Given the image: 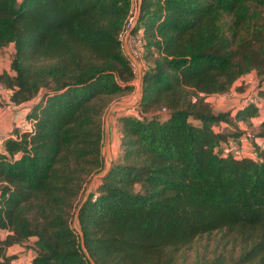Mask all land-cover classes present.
<instances>
[{
	"label": "trees",
	"instance_id": "trees-1",
	"mask_svg": "<svg viewBox=\"0 0 264 264\" xmlns=\"http://www.w3.org/2000/svg\"><path fill=\"white\" fill-rule=\"evenodd\" d=\"M132 7L0 0V56L13 45L0 83L13 103L32 101L30 126L0 139V264L25 244L27 264H264V109L207 101L252 71L264 100V0H142L131 32L145 40L142 94L117 116L119 152L73 226L107 166L106 111L135 89L121 36ZM253 117L258 131L243 136L238 122ZM229 140L253 155L223 153ZM212 234L227 257L181 259Z\"/></svg>",
	"mask_w": 264,
	"mask_h": 264
},
{
	"label": "rangeland",
	"instance_id": "rangeland-1",
	"mask_svg": "<svg viewBox=\"0 0 264 264\" xmlns=\"http://www.w3.org/2000/svg\"><path fill=\"white\" fill-rule=\"evenodd\" d=\"M137 0H133V7H134V12H135V3ZM137 16V15H136ZM127 36V34H126ZM123 44L128 45V41L126 37H123ZM13 51V45H9L7 47H4L1 51V56H0V71L9 69L10 66V61L12 58V52ZM139 60V59H138ZM135 65V69L137 71V77L134 79V85L135 89L133 92L126 94L122 97H117L113 100V102L110 104L108 107L106 114L104 116V128H105V119L107 116V113H109L108 116V121L110 125V130H109V138H110V148H111V153L113 156H117L119 152V144H120V132H119V126L117 123V116L122 113L128 112L130 109L133 107L135 108L137 106V102L139 101V97L136 98L135 93L140 85L139 78H138V73L139 69L143 68L144 62L142 60H139V62ZM246 82V83H245ZM244 90L240 94V103H242V99L250 95L251 92L254 90L252 85L254 83V77L250 76L245 78V80L242 81ZM237 94L234 91V96L235 97ZM239 96V95H238ZM233 97L230 98V100H225L222 103H219V106H215V111H230L235 113L237 110V105L238 103L234 104ZM232 99V100H231ZM122 101V102H119ZM123 102H130L129 104H125ZM240 105V104H239ZM240 107V106H239ZM24 117H20V119H23ZM261 119V118H260ZM258 119L257 121H260ZM259 123V122H257ZM253 124V123H252ZM247 125L245 122H238V126L241 125L240 129H244L246 126L249 127V130L252 132H255V127L253 125ZM257 125V124H255ZM106 131H105V142H106ZM105 155H106V150L104 147ZM107 160V159H106ZM73 226L78 228L77 221L73 222ZM28 244L25 245H15L10 247L9 253H14L17 255V258L14 260L13 264H27L30 259L33 257V250L30 248H27ZM231 244H225V240L219 235V234H212L208 236H204L202 238L196 239L191 247H188V249L185 252H180L181 259H185L186 262H193L196 260H205V259H214L216 255L223 254L224 257H227L229 255V252L231 251ZM179 256V257H180Z\"/></svg>",
	"mask_w": 264,
	"mask_h": 264
},
{
	"label": "built area",
	"instance_id": "built-area-1",
	"mask_svg": "<svg viewBox=\"0 0 264 264\" xmlns=\"http://www.w3.org/2000/svg\"><path fill=\"white\" fill-rule=\"evenodd\" d=\"M136 21V14L134 12V7H132L130 15L128 16V20L124 26V30L122 32V38L130 31L135 25ZM128 41V47L130 52L134 57L140 60V58L144 54L145 50V40L143 37L142 32H138L136 34H130L127 38ZM11 93L12 90L5 87L3 84L0 83V99H3L5 96L8 97V105L10 107H16L17 104L13 103L11 101ZM234 96V91H228L225 93H212L207 96V101H209L212 105L214 106H219V103H222L223 101L230 99L231 97ZM264 100L260 99L258 95V91L254 89L250 95L245 96L242 99V103L240 104V108L245 107V105L249 103H254L258 105L261 109H264L263 106ZM29 109H26L23 111V116H24V121H21L17 124L16 126H21V127H29L30 124L28 120L26 119V114ZM222 151L223 153H231L236 157H241L244 155H253V152L250 150L249 144L247 142H238L234 140H229L228 142L224 143L222 145Z\"/></svg>",
	"mask_w": 264,
	"mask_h": 264
},
{
	"label": "crops",
	"instance_id": "crops-1",
	"mask_svg": "<svg viewBox=\"0 0 264 264\" xmlns=\"http://www.w3.org/2000/svg\"><path fill=\"white\" fill-rule=\"evenodd\" d=\"M140 4H141V0H137L136 3H135V5H136L135 14L136 15L138 14V12L140 10L139 9L140 8ZM125 37H126V35H125ZM2 71H0V73ZM250 76L254 77V83L252 85H254L253 89H256L257 85H258V80H257V75H256L255 71H252V72L248 73L246 76H244L241 79H239L238 81H236L235 84H234V87L232 89L237 94L235 97H233V100L231 99L232 101H234V104L238 103L237 109H239V106H240L239 104H241L240 103V101H241L240 94L242 92L237 91L236 87H240L242 89V91H243L244 87L242 86L243 85L242 81L245 80V78L250 77ZM240 84H242V85H240ZM228 100H230V99H228ZM8 102L9 101H8V97L7 96H5L3 99H0V139L6 137L12 131V129L16 126L15 124H17V123H19L21 121H24V118L20 119V117L21 116L24 117L23 116L24 115L23 111L26 110V109H29V106L32 103V101H30V102L17 104L16 107H10L8 105L9 104ZM263 106H264V102H263ZM258 119H259V117H253L251 119V121H250V124H247L245 122L248 126L253 123L252 125H253V127H255L256 130H255V132L251 133V131L249 130V127L246 126L244 129H241V130L244 131L243 136H246V135H249V134H253V133H256L258 131L259 124H260V121H261V119H260V121H257ZM241 122H243V121H241ZM257 122H259V123H257ZM255 124H257V125H255ZM110 125H111V123H110ZM239 126L241 127V125H239ZM18 246H20V245H18ZM8 252H9V250H8Z\"/></svg>",
	"mask_w": 264,
	"mask_h": 264
},
{
	"label": "water",
	"instance_id": "water-1",
	"mask_svg": "<svg viewBox=\"0 0 264 264\" xmlns=\"http://www.w3.org/2000/svg\"><path fill=\"white\" fill-rule=\"evenodd\" d=\"M141 2H142V0H141ZM131 32H132V30H130V31L127 33L126 39H127L128 36L131 34ZM124 49H125V53H126V54L128 55V57L131 59V61H132L134 64H137V63L139 62V60H138L136 57H134V56L132 55V53H131L130 50H129L128 45L124 44ZM138 78H139L140 85L138 86V88H137V90H136V93H135L136 98H138V97L140 98V97H141V94H142V85H141V82H142V71H141V69H139ZM119 102H122V101H119ZM123 103H125V104H129L130 102H123ZM109 113H110V112L107 113V116H106V119H105V128H104L105 131H106V135H107V137H106V142H105V150H106L107 166H106V169H105V170H103V171H101V172L95 174V175L91 178V180H90V182H89V184H88V186H87V189H86V191H85V193H84V196H83L82 202H81L80 206L78 207V210H77L76 213H75V218H74V221H75V222L77 221V217H78L79 209L81 208L82 204H84V203L87 201V199H88V197H89V194L91 193V191H92L93 188L95 187L97 181H98L99 179L103 178V177L106 175V173L109 171L110 166H111V161H112V159H113V155H112V153H111V148H110V138H109V130H110V124H109V121H108ZM78 233H79V236H80V243H81V246H82V248L87 252V249H86V246H85V241H84V233H83V231H82L81 229H78ZM87 253H88V252H87ZM87 255H88V259H89V261H90L91 264H97V263L95 262V260H94L89 254H87Z\"/></svg>",
	"mask_w": 264,
	"mask_h": 264
}]
</instances>
